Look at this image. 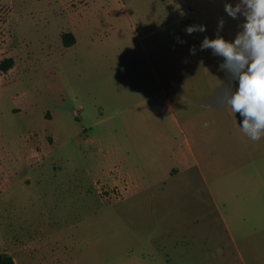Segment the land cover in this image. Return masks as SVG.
I'll return each instance as SVG.
<instances>
[{
	"label": "rangeland",
	"instance_id": "obj_1",
	"mask_svg": "<svg viewBox=\"0 0 264 264\" xmlns=\"http://www.w3.org/2000/svg\"><path fill=\"white\" fill-rule=\"evenodd\" d=\"M205 1L0 0V65L12 63L7 71L0 66V256L31 264L35 245V260L51 264H132L134 255L135 264H144L142 255L153 264L148 256L162 244L164 264H264V136L252 141L239 114L219 106L227 83L221 71L211 73V115L226 118L211 122L217 133L206 161L217 201L201 198L198 177L178 202L136 207L112 195L107 182L104 202L95 198L109 165L84 130L111 151L127 129L135 98L129 84L134 89L161 56L173 67L196 64L190 48L198 33L185 28L202 17ZM225 3L211 0V20L224 19ZM63 35L75 43L65 47ZM222 62L211 50V65ZM183 78L178 91L167 89L175 109L180 96L191 114L206 108L191 104L204 98L202 80ZM207 213L210 232L196 223Z\"/></svg>",
	"mask_w": 264,
	"mask_h": 264
},
{
	"label": "crops",
	"instance_id": "obj_2",
	"mask_svg": "<svg viewBox=\"0 0 264 264\" xmlns=\"http://www.w3.org/2000/svg\"><path fill=\"white\" fill-rule=\"evenodd\" d=\"M229 3H236L235 0H229ZM201 16L195 21V25H205L206 31L196 35L195 65L190 68H181L169 66L166 56L160 57V63L156 68L153 63L149 71L144 73L135 88L132 86L134 100L131 102V109L127 116V129L124 128L123 136L120 134L112 143L111 151L104 150L96 138L83 137L89 145L95 147L97 153H101L102 159L109 165V172L98 179L96 182V200L99 198L102 204L105 200L104 182L110 183L115 193L112 195L117 198L132 199L133 202L148 203L149 201L158 200L159 202H178L182 199L181 193L185 191V186H193L195 177L201 179L203 184V200L216 202L219 196L218 190L211 186V165L209 156L211 154V122H221V115H211V73L218 72V66L211 65V49L200 50V45L205 37L211 39V27L217 31L218 21L211 20V0L203 4ZM224 28L220 32L227 35L231 41V35L235 36L242 31L241 25L245 22L244 17L234 20L226 13L224 17ZM233 30V31H232ZM192 74L193 77L202 81L197 85L202 87L205 92L204 98H199L191 102L192 105H204L206 108L198 110L192 114L187 107L189 103L180 96L177 102L178 110L173 105V100L168 96L167 89L174 92L181 87L180 82L183 76ZM189 84V83H187ZM195 84V83H194ZM156 85L159 93L151 95L148 91L154 89ZM184 86V85H183ZM194 88V85H191ZM216 84L214 85V88ZM132 96V93L131 95ZM177 96L179 94L177 93ZM202 97V94H201ZM132 99V97H130ZM231 109H229V114ZM207 125V126H205ZM219 135V134H217ZM109 163V164H108ZM157 193H154V192ZM86 196L92 198V191L85 189ZM110 196L107 195V197ZM199 197V196H198ZM197 197V199H199ZM194 199L196 196L194 195ZM225 232L229 236V241L235 245V241L229 230L228 222L221 215ZM202 219V220H201ZM196 223L202 224L199 227L208 228L210 232L211 220L209 213L196 219ZM200 229V228H198ZM20 249H25L22 247ZM41 248L33 245L30 256L33 259L31 264H51L41 259L35 260V254L39 255ZM165 247L160 245V249L154 251L148 257L154 261L153 264H164L161 252ZM53 251V249H51ZM166 256V255H165ZM169 255H167V258ZM15 264H26L21 255L13 257ZM136 257L134 255L135 264ZM140 262L150 264L142 255Z\"/></svg>",
	"mask_w": 264,
	"mask_h": 264
},
{
	"label": "clouds",
	"instance_id": "obj_3",
	"mask_svg": "<svg viewBox=\"0 0 264 264\" xmlns=\"http://www.w3.org/2000/svg\"><path fill=\"white\" fill-rule=\"evenodd\" d=\"M224 11L234 20L244 17L242 31L234 41H226L220 35L225 24L220 17L216 38L205 37L200 50L211 49L213 56L223 58L218 70L225 73L227 83H222L218 104L239 114L241 130L252 141H259L264 136V0H238L235 5L225 3ZM206 30L205 25L185 28L188 35ZM177 42L184 43L179 37ZM195 53L196 47L192 46L190 54Z\"/></svg>",
	"mask_w": 264,
	"mask_h": 264
},
{
	"label": "trees",
	"instance_id": "obj_4",
	"mask_svg": "<svg viewBox=\"0 0 264 264\" xmlns=\"http://www.w3.org/2000/svg\"><path fill=\"white\" fill-rule=\"evenodd\" d=\"M67 35H63V40L65 42V47H68V46H71L75 43V38L71 35H69L70 39L67 40L66 39ZM9 63L7 64H4V62L0 65L1 66V69L3 71H7L8 68H10L12 65L11 61H8ZM0 264H15L13 258L9 255H6V254H2L0 256Z\"/></svg>",
	"mask_w": 264,
	"mask_h": 264
},
{
	"label": "built area",
	"instance_id": "obj_5",
	"mask_svg": "<svg viewBox=\"0 0 264 264\" xmlns=\"http://www.w3.org/2000/svg\"><path fill=\"white\" fill-rule=\"evenodd\" d=\"M76 113V115H77V112H75Z\"/></svg>",
	"mask_w": 264,
	"mask_h": 264
}]
</instances>
